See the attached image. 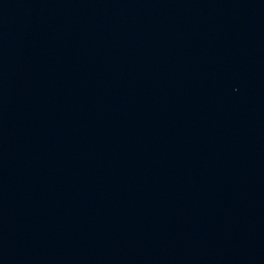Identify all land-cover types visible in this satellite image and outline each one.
Here are the masks:
<instances>
[{
  "label": "water",
  "instance_id": "obj_1",
  "mask_svg": "<svg viewBox=\"0 0 264 264\" xmlns=\"http://www.w3.org/2000/svg\"><path fill=\"white\" fill-rule=\"evenodd\" d=\"M0 264H264V0H0Z\"/></svg>",
  "mask_w": 264,
  "mask_h": 264
}]
</instances>
